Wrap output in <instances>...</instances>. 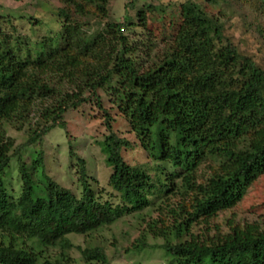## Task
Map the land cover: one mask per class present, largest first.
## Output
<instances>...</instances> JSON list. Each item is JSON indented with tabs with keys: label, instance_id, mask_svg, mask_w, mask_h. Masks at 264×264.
Here are the masks:
<instances>
[{
	"label": "trees",
	"instance_id": "16d2710c",
	"mask_svg": "<svg viewBox=\"0 0 264 264\" xmlns=\"http://www.w3.org/2000/svg\"><path fill=\"white\" fill-rule=\"evenodd\" d=\"M58 2V29L34 42L4 32L0 16V264H69L68 235L88 237L152 210L159 219L148 217L135 251L154 247L145 243L149 236L162 241L156 247L167 264H264V219L228 221L224 233L212 223L264 174V70L193 0L141 3L121 21L109 18L107 0ZM170 7L176 9L166 12ZM259 9L264 19V0ZM146 13L159 21L166 49L143 67L151 34L136 35L148 31ZM81 106L95 109L103 126L94 143L109 164L106 187L116 202L90 188L71 146L78 195L46 174L40 150L28 166L21 159L50 130H64V114ZM4 127L25 128V141L13 147ZM125 134L151 161L152 176L124 161L132 142ZM12 159L16 194L6 187ZM36 187L44 200H34ZM77 251L82 264H109L97 245Z\"/></svg>",
	"mask_w": 264,
	"mask_h": 264
},
{
	"label": "rangeland",
	"instance_id": "374dc122",
	"mask_svg": "<svg viewBox=\"0 0 264 264\" xmlns=\"http://www.w3.org/2000/svg\"><path fill=\"white\" fill-rule=\"evenodd\" d=\"M184 0H107V12L110 19L121 21L125 14L133 17L135 9L141 3L172 4ZM203 7L206 15L210 17L222 29V34L235 46L237 51L259 68L264 70V19L261 17L259 7L263 0H193ZM60 6L58 0H0L1 26L4 32L12 36H21L34 42L43 36L51 35L58 29L53 12ZM170 7L166 12L175 10ZM154 17V15H152ZM146 13V26L148 31L140 32L138 39L147 38L151 42L148 57L142 59L143 67L153 66L163 57L166 44L162 39L160 23L157 19ZM167 21V20H166ZM137 30V29H136ZM138 32V30H137ZM162 55V56H161ZM91 110V111H90ZM81 106L78 110L68 111L64 114L65 129L53 128L43 138L40 145L30 146L20 152L22 161L28 166L38 158V151L42 153V162L46 174L61 187L70 190L78 195L81 186L78 182V165L75 158L68 156V149L71 146L75 157L84 161L87 182L91 189L100 191L102 199L116 202L117 196L106 187V178L110 172L108 162H104V156L100 153L98 146L94 143L99 141L105 134L103 126L96 117L95 109ZM5 128V127H4ZM5 135L13 142V147L25 141L24 131H16L9 127L5 129ZM125 136L132 141L122 151V157L129 165H139L146 169L149 175H153L152 163L145 154L133 142L129 134ZM6 178V187L12 193L18 192L19 182L17 180V162L12 159ZM206 172L205 164L197 168V181L203 179ZM41 188L36 187L34 200H44ZM176 197L170 198L173 204ZM40 215H45L46 210H38ZM143 220L137 217L125 216L110 224L107 227L92 233L88 237L68 235L66 238L73 245L68 252L69 264H82L79 258L77 247H84L87 243L97 245L103 249L109 264H167V257L164 252L156 246L161 244L160 239L145 238L148 247L143 251H135L139 236L143 234L148 217L159 219L155 210L149 212ZM162 222H166L164 215H161ZM264 219V174L259 176L247 189L241 201L231 210L219 213L212 223L217 226L221 233L227 231V222L242 225L246 222H253ZM196 233L198 231H195Z\"/></svg>",
	"mask_w": 264,
	"mask_h": 264
}]
</instances>
